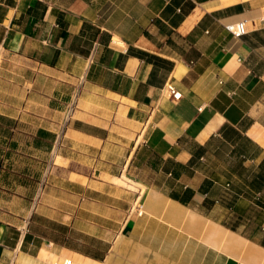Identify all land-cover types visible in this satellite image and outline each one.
<instances>
[{
	"label": "crops",
	"instance_id": "1",
	"mask_svg": "<svg viewBox=\"0 0 264 264\" xmlns=\"http://www.w3.org/2000/svg\"><path fill=\"white\" fill-rule=\"evenodd\" d=\"M64 263L264 264V0H0V264Z\"/></svg>",
	"mask_w": 264,
	"mask_h": 264
},
{
	"label": "built area",
	"instance_id": "2",
	"mask_svg": "<svg viewBox=\"0 0 264 264\" xmlns=\"http://www.w3.org/2000/svg\"><path fill=\"white\" fill-rule=\"evenodd\" d=\"M224 28L233 36V37H240L247 32L246 29V20L241 19L234 22H230L224 25ZM165 92L174 100H178L181 96L180 91L176 90L172 84H166ZM141 213V211H138ZM65 264V263H64Z\"/></svg>",
	"mask_w": 264,
	"mask_h": 264
},
{
	"label": "rangeland",
	"instance_id": "3",
	"mask_svg": "<svg viewBox=\"0 0 264 264\" xmlns=\"http://www.w3.org/2000/svg\"><path fill=\"white\" fill-rule=\"evenodd\" d=\"M71 85V83H70ZM72 91V88L70 87V92ZM68 98H71V95L68 97ZM70 106V105H69ZM68 109V111L70 112V107L66 108ZM57 163H63L61 160H56ZM120 178H124L125 182H127L128 184H130L131 181H127L128 179L123 175L122 177ZM127 179V180H126ZM114 183H116V185H119L121 187V189L118 190V192L116 193V198L119 200V201H122V203H124L125 199L127 198V195L128 193L126 192L127 188L130 189V187L128 186V184H125V183H121L116 181V180H113ZM124 185V186H123ZM107 197V196H105Z\"/></svg>",
	"mask_w": 264,
	"mask_h": 264
},
{
	"label": "bare ground",
	"instance_id": "4",
	"mask_svg": "<svg viewBox=\"0 0 264 264\" xmlns=\"http://www.w3.org/2000/svg\"><path fill=\"white\" fill-rule=\"evenodd\" d=\"M114 180L118 181L121 183H125V184H128L127 182H125L124 180L125 179H122V178H114ZM124 186V185H123ZM128 186L130 187V189H135V184L133 182H130V184H128ZM136 205V204H135ZM227 243V242H226ZM225 244V243H224ZM220 250V249H219Z\"/></svg>",
	"mask_w": 264,
	"mask_h": 264
}]
</instances>
